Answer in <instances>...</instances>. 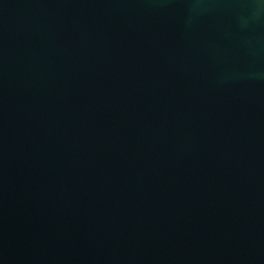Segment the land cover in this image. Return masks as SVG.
<instances>
[{
    "label": "water",
    "instance_id": "obj_1",
    "mask_svg": "<svg viewBox=\"0 0 264 264\" xmlns=\"http://www.w3.org/2000/svg\"><path fill=\"white\" fill-rule=\"evenodd\" d=\"M0 264H264V2L0 0Z\"/></svg>",
    "mask_w": 264,
    "mask_h": 264
},
{
    "label": "clouds",
    "instance_id": "obj_2",
    "mask_svg": "<svg viewBox=\"0 0 264 264\" xmlns=\"http://www.w3.org/2000/svg\"><path fill=\"white\" fill-rule=\"evenodd\" d=\"M262 2H264V0H262Z\"/></svg>",
    "mask_w": 264,
    "mask_h": 264
}]
</instances>
